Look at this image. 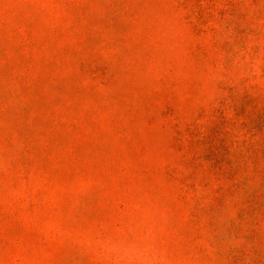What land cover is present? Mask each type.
I'll list each match as a JSON object with an SVG mask.
<instances>
[{
  "label": "rangeland",
  "instance_id": "1",
  "mask_svg": "<svg viewBox=\"0 0 264 264\" xmlns=\"http://www.w3.org/2000/svg\"><path fill=\"white\" fill-rule=\"evenodd\" d=\"M0 264H264V0H0Z\"/></svg>",
  "mask_w": 264,
  "mask_h": 264
}]
</instances>
